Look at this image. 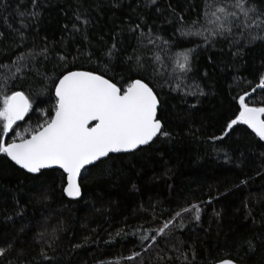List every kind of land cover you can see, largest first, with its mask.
<instances>
[{"label":"snow or ice","instance_id":"6c2138e0","mask_svg":"<svg viewBox=\"0 0 264 264\" xmlns=\"http://www.w3.org/2000/svg\"><path fill=\"white\" fill-rule=\"evenodd\" d=\"M74 4L70 8L72 22L61 25L63 31L58 40H49L46 33L41 34L40 26L51 7L50 0H0V58H4L0 59V156L36 178L38 186L28 195L36 196L37 202L51 199L46 178L53 169L61 170L62 194L80 200L83 181L93 167L106 175L109 170L104 166L120 154L143 151L154 142L169 138L171 134L159 115L165 104L156 85L184 96L207 95L195 75L201 50L227 51L234 60L243 61L247 49L264 48V0H202L195 18L187 20L184 12H177L169 4L165 19L175 27L173 36L168 38L147 23V13L164 12L158 0H137L134 5L130 0H94L90 7L83 0H74ZM104 8L113 10V16L127 8L128 16L116 25L119 31L97 33L94 42L91 37ZM77 41L83 47H74L73 55L69 44L75 46ZM53 60L54 68L49 71L47 65ZM85 63L96 64L99 70L85 69ZM116 66H123L116 73L120 80L112 75ZM133 72L138 75L133 76ZM36 80L37 95L51 94V111L37 105L35 111L42 117L37 125L23 132L14 130L34 111L32 96L23 87ZM258 89L264 92V73L258 76L251 92L234 97L239 114L213 140H223L237 125H245L264 142V106L246 102ZM10 133L15 138H9ZM224 156L226 162L231 160L227 152ZM211 202L202 201L205 205ZM203 211L198 203L178 206L159 225H139L131 232L118 230L116 237L135 236L140 251L133 250L109 264H143L145 252L158 249V241L166 242L174 230L183 229L186 214L198 223ZM62 230V226L54 227L48 234V248H52L58 239L56 234ZM37 235L43 238L45 233ZM0 240V264H12L8 256L15 247V238ZM245 245L249 251L255 248L252 240H244L240 246ZM40 254L50 264L55 260L44 248ZM157 257L165 259L159 252ZM181 258L183 264H190L182 251L176 259ZM220 264L236 262L225 259Z\"/></svg>","mask_w":264,"mask_h":264},{"label":"trees","instance_id":"16d2710c","mask_svg":"<svg viewBox=\"0 0 264 264\" xmlns=\"http://www.w3.org/2000/svg\"><path fill=\"white\" fill-rule=\"evenodd\" d=\"M50 2L40 31L49 40H58L63 31L61 25L72 22L70 8L75 4L74 0ZM93 2L83 0L86 7ZM130 2L134 5L137 0ZM201 2L158 0L164 12L147 13V23L168 38L173 36L175 27L165 19L168 5L184 12L187 20L195 18ZM112 13L107 8L101 11L91 37L94 42L97 33L119 31L116 25L127 19L128 9L117 11L116 16ZM10 22H14L13 18ZM35 38L39 43V37ZM74 47L82 48V42L77 41L75 46L70 42L73 55ZM54 65L55 61H50L48 70H53ZM83 66L97 68L96 64ZM196 68V82L207 93L205 96H184L156 85L165 104L159 115L170 137L143 151L119 155L104 166L109 170L106 175L93 167L83 181V196L78 201L62 194L61 171L51 170L46 178L51 199L37 202L36 196L28 195L38 186L36 178L0 156V237L15 238V247L8 256L12 264H50L41 256V248L55 257L52 264H109L133 250L140 251L135 236L116 237L118 230L131 232L139 225L151 228L171 216L178 206L192 203L204 208L200 221L197 223L186 214L183 229L174 230L166 242L158 241V249L145 252L143 264H183L182 258L176 259L181 251L187 254L190 264H217L225 259L238 264H264V142L245 125H237L223 140H213L239 114L234 97L251 92L258 76L264 73V48L247 49L243 61L234 60L227 51L201 50ZM122 70L123 66H116L112 75ZM116 79L120 80L119 75ZM38 87V80L25 83L23 90L31 94L34 111L14 130L37 125L42 118L35 111L37 105L51 111V94L37 95ZM247 102L250 106H264V92L257 90ZM9 138L15 137L10 133ZM225 152L231 156L230 161L226 162ZM242 180L247 183L242 184ZM208 200L211 204L202 203ZM21 209L22 214L17 215ZM58 226L63 230L48 248V234ZM38 232L45 236L39 237ZM244 240H252L254 250L241 247ZM75 244L84 246L75 248ZM157 252L165 259H159Z\"/></svg>","mask_w":264,"mask_h":264},{"label":"water","instance_id":"95a60500","mask_svg":"<svg viewBox=\"0 0 264 264\" xmlns=\"http://www.w3.org/2000/svg\"><path fill=\"white\" fill-rule=\"evenodd\" d=\"M259 90V89H258ZM254 95V93H252V95H251V97ZM249 99H250V97H249ZM247 102V101H246ZM27 119V117H25V120ZM24 120V121H25ZM24 121H20V122H18V124H20V123H23ZM251 130V129H250ZM253 133V132H252ZM255 134V133H254ZM120 155H123V154H120ZM16 166V165H15ZM16 167H18V166H16ZM19 168V167H18ZM53 170H59V169H53ZM23 171V170H22ZM59 171H61V170H59ZM30 175V174H29ZM68 200H71V201H78V200H73V199H71V198H68V197H66ZM217 264H220V262L219 263H217ZM236 264H238V263H236Z\"/></svg>","mask_w":264,"mask_h":264},{"label":"rangeland","instance_id":"374dc122","mask_svg":"<svg viewBox=\"0 0 264 264\" xmlns=\"http://www.w3.org/2000/svg\"><path fill=\"white\" fill-rule=\"evenodd\" d=\"M26 129V127H24L22 130H19L20 132H23Z\"/></svg>","mask_w":264,"mask_h":264},{"label":"bare ground","instance_id":"6f19581e","mask_svg":"<svg viewBox=\"0 0 264 264\" xmlns=\"http://www.w3.org/2000/svg\"><path fill=\"white\" fill-rule=\"evenodd\" d=\"M251 98V97H250ZM255 135V134H254Z\"/></svg>","mask_w":264,"mask_h":264}]
</instances>
